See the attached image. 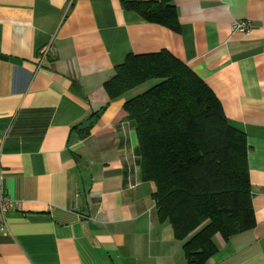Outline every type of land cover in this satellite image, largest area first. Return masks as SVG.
I'll return each instance as SVG.
<instances>
[{
    "label": "crops",
    "instance_id": "1",
    "mask_svg": "<svg viewBox=\"0 0 264 264\" xmlns=\"http://www.w3.org/2000/svg\"><path fill=\"white\" fill-rule=\"evenodd\" d=\"M179 30L123 0H0V264H190L142 176L136 87L104 85L131 54L167 50L246 137L255 226L205 264H264V0H174ZM249 19V34L231 24ZM88 129V135L83 136Z\"/></svg>",
    "mask_w": 264,
    "mask_h": 264
},
{
    "label": "trees",
    "instance_id": "2",
    "mask_svg": "<svg viewBox=\"0 0 264 264\" xmlns=\"http://www.w3.org/2000/svg\"><path fill=\"white\" fill-rule=\"evenodd\" d=\"M174 0H123L144 20L179 30ZM157 82L124 103L134 121L142 176L156 185L160 219L167 220L190 264L255 226L245 134L230 124L213 91L167 50L131 54L104 87L111 98ZM88 129L83 136L88 135Z\"/></svg>",
    "mask_w": 264,
    "mask_h": 264
},
{
    "label": "built area",
    "instance_id": "3",
    "mask_svg": "<svg viewBox=\"0 0 264 264\" xmlns=\"http://www.w3.org/2000/svg\"><path fill=\"white\" fill-rule=\"evenodd\" d=\"M251 29H252V21L249 19L236 21L231 24L232 31L243 32V33L249 34ZM2 180H3V173H2L1 146H0V222L11 203L8 200V198H6L2 193V190H1Z\"/></svg>",
    "mask_w": 264,
    "mask_h": 264
},
{
    "label": "rangeland",
    "instance_id": "4",
    "mask_svg": "<svg viewBox=\"0 0 264 264\" xmlns=\"http://www.w3.org/2000/svg\"><path fill=\"white\" fill-rule=\"evenodd\" d=\"M157 82V80L153 79V80H149L147 81L145 84H142L139 89H137L139 92L143 91L144 89H147L151 86H153L155 83Z\"/></svg>",
    "mask_w": 264,
    "mask_h": 264
}]
</instances>
